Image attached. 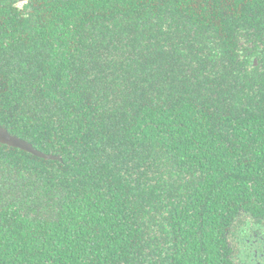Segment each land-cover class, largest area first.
Listing matches in <instances>:
<instances>
[{
  "label": "trees",
  "instance_id": "trees-1",
  "mask_svg": "<svg viewBox=\"0 0 264 264\" xmlns=\"http://www.w3.org/2000/svg\"><path fill=\"white\" fill-rule=\"evenodd\" d=\"M0 124L61 157L0 144V264H234L264 0H0Z\"/></svg>",
  "mask_w": 264,
  "mask_h": 264
},
{
  "label": "flooded vegetation",
  "instance_id": "flooded-vegetation-1",
  "mask_svg": "<svg viewBox=\"0 0 264 264\" xmlns=\"http://www.w3.org/2000/svg\"><path fill=\"white\" fill-rule=\"evenodd\" d=\"M262 220L261 222L250 220L251 223H244L236 228L240 230V241H237L235 247L236 259H234L233 250L231 253L234 264H264V221ZM254 231L257 232L254 233ZM244 235L248 236L244 237Z\"/></svg>",
  "mask_w": 264,
  "mask_h": 264
},
{
  "label": "water",
  "instance_id": "water-1",
  "mask_svg": "<svg viewBox=\"0 0 264 264\" xmlns=\"http://www.w3.org/2000/svg\"><path fill=\"white\" fill-rule=\"evenodd\" d=\"M0 144L16 148L19 150H23L27 153H30L36 157L46 159V160H61V157L56 156L52 153H45L37 149L32 143L29 141L20 138L17 135L12 134L9 130L3 127L0 124Z\"/></svg>",
  "mask_w": 264,
  "mask_h": 264
},
{
  "label": "rangeland",
  "instance_id": "rangeland-1",
  "mask_svg": "<svg viewBox=\"0 0 264 264\" xmlns=\"http://www.w3.org/2000/svg\"><path fill=\"white\" fill-rule=\"evenodd\" d=\"M247 220H249V219H247ZM251 221H252V219H251ZM243 224H241L240 226H242ZM235 230V227L233 228V231ZM252 232V231H251ZM257 232V231H256ZM255 231H254V233H256ZM259 232V231H258ZM235 236L234 237H232V238H230L229 239V241H228V243H229V246H230V248L233 250V255H234V259H236L235 257H237L236 256V250H235V247H236V245H237V241H240V230L238 231V230H236L235 231ZM253 233V234H254ZM245 236H248V235H244V237ZM249 239V238H248ZM256 243H259L258 241H256ZM244 247V246H243Z\"/></svg>",
  "mask_w": 264,
  "mask_h": 264
}]
</instances>
